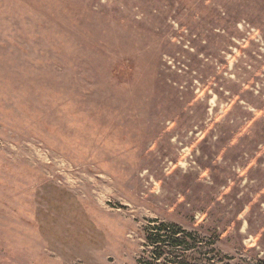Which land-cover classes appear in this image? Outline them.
I'll return each mask as SVG.
<instances>
[{"label": "rangeland", "instance_id": "obj_1", "mask_svg": "<svg viewBox=\"0 0 264 264\" xmlns=\"http://www.w3.org/2000/svg\"><path fill=\"white\" fill-rule=\"evenodd\" d=\"M262 163L264 0H0V264H264Z\"/></svg>", "mask_w": 264, "mask_h": 264}, {"label": "trees", "instance_id": "obj_2", "mask_svg": "<svg viewBox=\"0 0 264 264\" xmlns=\"http://www.w3.org/2000/svg\"><path fill=\"white\" fill-rule=\"evenodd\" d=\"M165 233L164 235H156L154 236V240H152V246L155 247V251L161 249L162 247H178L180 246V241L174 237V233L166 230L163 226L156 228V234Z\"/></svg>", "mask_w": 264, "mask_h": 264}, {"label": "crops", "instance_id": "obj_3", "mask_svg": "<svg viewBox=\"0 0 264 264\" xmlns=\"http://www.w3.org/2000/svg\"><path fill=\"white\" fill-rule=\"evenodd\" d=\"M252 159V158H251ZM255 160H251L249 163H251V166L250 167H254V165H255V162H254ZM236 164L239 166V167H245L246 165H248L245 161L244 162H242L241 163V159H239L237 162H236ZM260 164V163H259ZM262 168H264V163H262L261 165H260V169H262ZM253 170H255L256 168H252ZM255 176H256V171H253L250 175H249V177H251V178H255Z\"/></svg>", "mask_w": 264, "mask_h": 264}]
</instances>
